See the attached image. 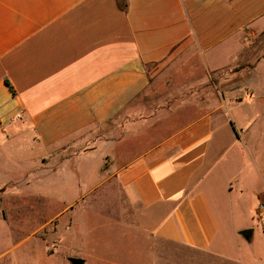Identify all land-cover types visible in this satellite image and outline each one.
Instances as JSON below:
<instances>
[{"label": "crops", "instance_id": "obj_1", "mask_svg": "<svg viewBox=\"0 0 264 264\" xmlns=\"http://www.w3.org/2000/svg\"><path fill=\"white\" fill-rule=\"evenodd\" d=\"M263 37L264 0H0V157L30 152L42 164L21 181L27 188L29 176L64 178V167L81 173L80 162L102 159V179L54 215L56 249L83 236L78 216L98 208L99 228L130 242L133 264H264L244 244L262 223L264 142L243 116L248 97L233 96L254 97L244 78L264 76V57L253 59ZM187 57L214 72L243 66L235 90L190 117L172 93L188 89L157 88ZM234 203L247 226L235 224ZM92 243L65 261L89 264L110 247Z\"/></svg>", "mask_w": 264, "mask_h": 264}, {"label": "rangeland", "instance_id": "obj_2", "mask_svg": "<svg viewBox=\"0 0 264 264\" xmlns=\"http://www.w3.org/2000/svg\"><path fill=\"white\" fill-rule=\"evenodd\" d=\"M256 41L257 49V47L260 48L261 46V40L258 38ZM262 41L264 42V37ZM262 57H264V48L253 59ZM241 67L243 68V66L233 65L220 72H214L208 69L205 64L203 65L201 59L187 57L181 63L170 68L163 79H158L157 88L162 90L188 89L190 92L172 93L173 104L187 105L188 112L184 113V115L190 117L197 114L196 106L211 105L216 99L215 92H218V90H221V92H226L230 88L235 90L239 82L233 79L232 72L235 68L237 70L242 69ZM244 80V84L255 92L254 97H250L247 92L240 91L233 93V96L237 100L244 96L248 97V104L245 105L243 116L252 119L249 125L252 133L260 135L264 142V76L262 77L260 74L257 76L248 75ZM197 90H202L203 92H196ZM257 95L261 96L262 102L259 101ZM157 100L160 103V98ZM236 114L239 115V109ZM245 131L246 129L243 131V136L246 135ZM25 152L27 150L25 146H22V153ZM29 153L6 160L0 157V264H5L10 260L16 264L15 260L18 256L23 257L24 264H72L64 259L68 254L72 253V251H80L81 254L90 253V248L93 245L92 241H98L100 238L103 239L104 245L108 244L110 247L107 250L99 248L97 250L98 253L95 254L94 258L90 259L89 264H108L101 262V258L119 261L121 264H133L130 242L124 238H117L110 229L99 228L102 210L98 208L93 209L87 215L78 216L82 228L81 234L84 237L81 235L76 236L75 234L71 235V237L69 236V241L66 242V245L68 244L67 248L56 249L53 245L54 215L62 211L74 199L77 192L88 189V181L95 182L102 179L103 173L100 172L101 156L92 161L80 162L81 173H75V168L71 165L64 167V178L57 176V178L50 177L43 180L29 176L30 186L27 188V186L21 187V181L25 179L26 174L30 172L33 175L36 173L34 172L35 169L42 166V164L38 165V160L33 159V154ZM244 175L248 178V167ZM100 193L101 191L95 193L88 199V202H92L95 199L102 200ZM234 207H232V216L235 224L247 226L249 220L241 213L238 205L236 206L234 203ZM256 207L257 204H254L253 210ZM78 208L80 209L81 206ZM78 208L67 212L60 221L76 215ZM103 212L106 215H111L112 213L109 209ZM251 213L254 216L253 212ZM257 217V215L254 217L255 223L259 219ZM260 229H264L263 222L258 226L251 241H244L246 242L244 244L250 246L248 247V252L263 258L264 240L260 234ZM42 250L46 254H52L55 251L59 254L56 258H49L43 261L41 258L35 257L36 253L40 254ZM115 254H118V256Z\"/></svg>", "mask_w": 264, "mask_h": 264}, {"label": "water", "instance_id": "obj_3", "mask_svg": "<svg viewBox=\"0 0 264 264\" xmlns=\"http://www.w3.org/2000/svg\"><path fill=\"white\" fill-rule=\"evenodd\" d=\"M251 234H252V229L245 230L242 232V235H244L245 237H249ZM70 262L72 264H84V260L80 258H71Z\"/></svg>", "mask_w": 264, "mask_h": 264}, {"label": "built area", "instance_id": "obj_4", "mask_svg": "<svg viewBox=\"0 0 264 264\" xmlns=\"http://www.w3.org/2000/svg\"><path fill=\"white\" fill-rule=\"evenodd\" d=\"M257 216L259 220L264 223V204H260Z\"/></svg>", "mask_w": 264, "mask_h": 264}, {"label": "trees", "instance_id": "obj_5", "mask_svg": "<svg viewBox=\"0 0 264 264\" xmlns=\"http://www.w3.org/2000/svg\"><path fill=\"white\" fill-rule=\"evenodd\" d=\"M8 85L10 86V88L12 89V86L10 85V83L8 82Z\"/></svg>", "mask_w": 264, "mask_h": 264}]
</instances>
